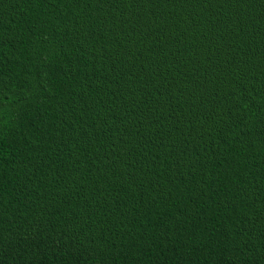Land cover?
Wrapping results in <instances>:
<instances>
[{"label":"trees","instance_id":"obj_1","mask_svg":"<svg viewBox=\"0 0 264 264\" xmlns=\"http://www.w3.org/2000/svg\"><path fill=\"white\" fill-rule=\"evenodd\" d=\"M0 264H264V0H0Z\"/></svg>","mask_w":264,"mask_h":264}]
</instances>
